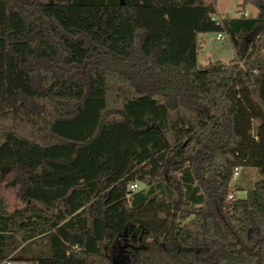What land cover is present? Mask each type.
<instances>
[{"label":"trees","instance_id":"trees-1","mask_svg":"<svg viewBox=\"0 0 264 264\" xmlns=\"http://www.w3.org/2000/svg\"><path fill=\"white\" fill-rule=\"evenodd\" d=\"M0 0V172L29 173L0 208V264H264V163L229 199L247 90L264 127V0L225 18L229 63L198 67L217 0ZM145 187L133 191L131 184ZM217 207L224 215L223 221Z\"/></svg>","mask_w":264,"mask_h":264},{"label":"rangeland","instance_id":"rangeland-1","mask_svg":"<svg viewBox=\"0 0 264 264\" xmlns=\"http://www.w3.org/2000/svg\"><path fill=\"white\" fill-rule=\"evenodd\" d=\"M156 4H171L172 0H154ZM242 0H217V15L219 20L225 18H236L242 14L247 16H255L257 10L252 7L241 9L239 5ZM219 30L209 31L199 36L200 50L198 54V67L202 70H209L210 63L221 61L229 63L235 57V50L227 34L226 39L220 41L217 39ZM264 94V92H263ZM233 99H240L243 109L237 118V128L243 136V143L237 149V157L242 167L239 170V176L236 181L232 182V192L235 198H244L246 195L242 190L253 188L255 183L260 179L255 169L256 164L264 163V127L260 124L261 109L252 102L248 96L247 90L238 88L232 91ZM256 138V139H255ZM29 173L18 169L4 168L0 172V208L6 212H13L22 209L25 204L22 202L21 196L24 190V182ZM138 190L144 188L142 184H138ZM17 249L12 250L8 254V258L29 259L31 253L25 254L22 249L32 244L31 250L44 249L45 241L41 237L29 240V242H16ZM124 243H120L118 248L122 250V257L119 259L124 264H131L128 251L124 247ZM104 254L113 259L114 251L110 249L107 243L103 246ZM3 264V263H2Z\"/></svg>","mask_w":264,"mask_h":264},{"label":"built area","instance_id":"built-area-1","mask_svg":"<svg viewBox=\"0 0 264 264\" xmlns=\"http://www.w3.org/2000/svg\"><path fill=\"white\" fill-rule=\"evenodd\" d=\"M247 16V14H245ZM215 25L216 27L219 29L218 35H217V39L220 41H223L226 39V32H225V28H224V24L222 20H219V18H215ZM225 32V33H224ZM239 170L240 167L235 168L234 173H233V178H232V182L236 181L238 176H239ZM232 185V183H231ZM131 190L136 191L139 188V185L136 184H131L129 187ZM229 199H234V195L230 194L229 195ZM3 264H35L33 262L30 261H26V260H20V259H15V258H7L6 260H4Z\"/></svg>","mask_w":264,"mask_h":264},{"label":"water","instance_id":"water-1","mask_svg":"<svg viewBox=\"0 0 264 264\" xmlns=\"http://www.w3.org/2000/svg\"><path fill=\"white\" fill-rule=\"evenodd\" d=\"M120 1H121V4L124 5V3H125L124 0H120ZM217 211H218L220 217L222 218V220L226 221L224 215L221 213V211H220V209L218 207H217ZM113 251H114V254L119 253V255H120V256L114 255V258L112 259L113 264H124L121 261H119V259L122 257L121 256L122 255V250H120L118 248V246L115 245L114 248H113Z\"/></svg>","mask_w":264,"mask_h":264},{"label":"crops","instance_id":"crops-1","mask_svg":"<svg viewBox=\"0 0 264 264\" xmlns=\"http://www.w3.org/2000/svg\"><path fill=\"white\" fill-rule=\"evenodd\" d=\"M256 139V138H255ZM242 193H245V195H246V193H247V190L245 189V190H242L241 191ZM246 197V196H245ZM20 260H26V261H28V259H20Z\"/></svg>","mask_w":264,"mask_h":264},{"label":"flooded vegetation","instance_id":"flooded-vegetation-1","mask_svg":"<svg viewBox=\"0 0 264 264\" xmlns=\"http://www.w3.org/2000/svg\"><path fill=\"white\" fill-rule=\"evenodd\" d=\"M118 256V255H117ZM120 256V255H119ZM121 256H123V255H121Z\"/></svg>","mask_w":264,"mask_h":264}]
</instances>
